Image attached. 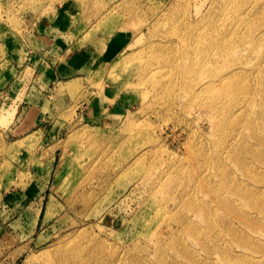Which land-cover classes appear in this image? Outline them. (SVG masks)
Masks as SVG:
<instances>
[{
  "label": "rangeland",
  "instance_id": "1",
  "mask_svg": "<svg viewBox=\"0 0 264 264\" xmlns=\"http://www.w3.org/2000/svg\"><path fill=\"white\" fill-rule=\"evenodd\" d=\"M59 16L93 59L1 104L0 264H264V0H11L0 31Z\"/></svg>",
  "mask_w": 264,
  "mask_h": 264
},
{
  "label": "crops",
  "instance_id": "2",
  "mask_svg": "<svg viewBox=\"0 0 264 264\" xmlns=\"http://www.w3.org/2000/svg\"><path fill=\"white\" fill-rule=\"evenodd\" d=\"M7 1L11 0H0V4ZM58 21L57 23L49 21L36 23L31 29L29 27L25 34L16 33L12 27L7 28L5 32L0 31V109L5 107L1 106L2 103L14 105L11 102L18 98L16 94L18 91H20L19 94L25 95L27 102L32 99L30 97L34 88L32 79L49 77L56 82H61L65 75L82 74L83 69L93 59V53H86L80 49H76L69 55L64 54L63 57L61 53L64 52L63 49H65L68 39L65 38L64 25L60 16ZM30 30L31 32H29ZM126 38L129 42L130 36L126 34ZM125 43L117 38L113 40L109 44V53H106V58L115 50L121 49V46L124 48ZM49 53L50 55H46ZM75 78L79 77L75 76ZM75 82L76 80L72 81V83ZM2 98H4V102H2ZM32 124L31 120L29 122L21 121L15 124L14 129L20 128V131L26 132L32 129L28 127ZM23 125H25V130L22 129ZM26 134L23 139L30 136ZM23 139L22 137L17 138L11 144H16Z\"/></svg>",
  "mask_w": 264,
  "mask_h": 264
},
{
  "label": "bare ground",
  "instance_id": "3",
  "mask_svg": "<svg viewBox=\"0 0 264 264\" xmlns=\"http://www.w3.org/2000/svg\"><path fill=\"white\" fill-rule=\"evenodd\" d=\"M243 39H244V37H242ZM256 38V37H255ZM241 39V38H240ZM250 38H248V40H249ZM245 41V43H246V40H244ZM253 41V40H252ZM244 43V42H243ZM255 43V42H254ZM253 46H255V45H253Z\"/></svg>",
  "mask_w": 264,
  "mask_h": 264
}]
</instances>
